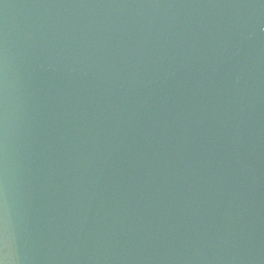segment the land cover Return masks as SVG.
Returning a JSON list of instances; mask_svg holds the SVG:
<instances>
[{
  "label": "water",
  "instance_id": "1",
  "mask_svg": "<svg viewBox=\"0 0 264 264\" xmlns=\"http://www.w3.org/2000/svg\"><path fill=\"white\" fill-rule=\"evenodd\" d=\"M4 264H264V0H0Z\"/></svg>",
  "mask_w": 264,
  "mask_h": 264
},
{
  "label": "clouds",
  "instance_id": "2",
  "mask_svg": "<svg viewBox=\"0 0 264 264\" xmlns=\"http://www.w3.org/2000/svg\"><path fill=\"white\" fill-rule=\"evenodd\" d=\"M0 264H4V261L3 260H0Z\"/></svg>",
  "mask_w": 264,
  "mask_h": 264
}]
</instances>
